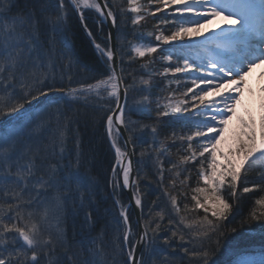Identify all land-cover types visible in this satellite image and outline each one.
<instances>
[{"label":"snow or ice","instance_id":"1","mask_svg":"<svg viewBox=\"0 0 264 264\" xmlns=\"http://www.w3.org/2000/svg\"><path fill=\"white\" fill-rule=\"evenodd\" d=\"M67 4L79 14L82 23L86 19V11L94 10L104 19L111 18L113 26L116 24V14L108 0H103V6L98 0H67ZM127 5L126 9H121V15L131 13L133 26L141 25L147 16H151L157 21L154 28L158 29L152 34L154 42L149 40L147 44L132 46L129 60L151 58L159 52L167 62L165 76L171 74L175 79L177 73L183 74L191 85H184L185 90L181 95L185 99L175 102L169 99L166 104L157 102L155 117L157 122L164 117L184 122L185 133L179 136L175 132L171 134L186 145L184 154L180 155L178 163L171 164V168L177 169L189 163L198 165L197 186L190 190L192 204L189 207L185 203L183 211L203 212V215H196L189 220L186 215H181L177 196L165 192L179 217V223L172 218L168 220L175 230L169 229L171 237L164 236L163 244L171 246V238L177 237L185 241L180 225L195 229L194 237L201 242L199 248L181 245L183 251L195 258L198 264H214L212 256L221 248V242L227 247L229 233L223 231L226 227L224 222L232 216L235 201L255 192L259 194L255 205L264 209V111L259 122L248 110L244 115L237 112L244 89L248 87L246 77L253 68L264 65V0H147L146 5L141 0H127ZM14 6L15 0H0V189L4 198L0 203V264H41L42 259L45 264H63L59 258L52 259L57 245L63 246L59 211L70 199L76 198L81 187L87 190V182L79 172L82 164L80 155L77 154L74 160L65 156L63 132L58 141L59 152L55 151V144L52 149L55 163L46 154L42 155V151L47 153V148L42 150L33 145V138L49 121L41 120L33 129H29L34 120L29 108L34 101L39 102L41 97L47 99L49 95L57 93L66 100H83L85 104L92 97L103 101L105 97L101 91L107 93L109 100L114 99L116 107L110 109L112 114L106 118L107 135L115 154L111 169L113 187H135V205L141 207L137 182L139 177L130 180L133 173L131 155L134 152L128 150V145L133 143V136L130 133L124 140L123 151L118 143L123 135L121 129L128 130L125 120L128 88L123 89L122 105L121 86L124 80L114 67L115 51L111 45L101 47L95 40L93 43L97 52L109 65L106 79L80 84L76 88L57 86L53 82L55 76L49 71L54 67L50 55L54 50V37L48 40L49 63L46 65L39 26L41 19L54 29L64 23L66 0H59L60 14L55 18L47 15L37 18L34 11L9 16ZM257 12L260 16L258 27L252 23V17ZM157 13L160 15L157 16ZM212 19L222 23L205 32V25ZM84 27L91 37L92 32L86 24ZM137 39L147 38L138 36ZM197 44L210 53L201 57V62L178 54ZM165 46L175 51L164 55L168 50ZM261 75L264 76V73ZM141 83L148 85L150 81L142 79ZM260 90L264 92V87ZM147 105L148 96L145 95L128 111L149 112ZM261 107L264 109V103ZM189 109L194 110L190 113L191 118L184 116ZM234 116L237 127L230 130L229 125ZM144 129H150L153 135L157 133L155 124L140 125V130ZM76 147L79 148L78 143ZM65 159L67 163L63 162ZM250 171H255L258 179L249 181L247 173ZM159 172L162 180V165ZM175 175L178 177L180 172L177 171ZM189 179L190 175L185 176L180 183L186 185ZM175 184L176 181L172 180L171 186L175 187ZM52 190L56 191V195L48 199ZM182 194L187 196V193ZM84 198L80 195L81 206ZM115 203L120 206V217L125 225L122 242L129 245L123 264H153L152 256L162 251L157 241L161 238L162 226L159 221L165 218L164 211L156 212L154 218L150 217L146 221L133 244L127 209L120 201ZM53 208L56 209L55 213ZM87 218H91V213ZM52 220L56 221L55 240L51 232H46L43 227ZM252 221L259 222L264 232V211L253 209L247 220L241 221V225ZM230 231L235 233L237 228ZM212 236H216L215 248L203 243ZM187 243H192V240ZM141 248L144 251H138ZM101 252L102 249H97L94 255H100ZM84 264L89 262L85 261ZM235 264L255 262L238 260ZM259 264H264V259Z\"/></svg>","mask_w":264,"mask_h":264},{"label":"trees","instance_id":"2","mask_svg":"<svg viewBox=\"0 0 264 264\" xmlns=\"http://www.w3.org/2000/svg\"><path fill=\"white\" fill-rule=\"evenodd\" d=\"M32 11L37 18L51 16L52 13L57 16L60 14L59 0H15V6L8 15L27 14ZM66 12V23H61L54 31H51L52 25L44 23L43 19L39 26L40 39L43 42L42 51L46 56L45 64L49 63L50 45L48 40L50 37H54L52 45L54 50L50 53L54 67L49 69L51 75L55 76L53 82L57 86L76 88L80 84L95 83L96 80L106 79L108 62L97 52L95 45L85 32L77 12L67 4V0ZM92 14L91 10L86 11L85 24L102 47H106L109 45L107 29L102 23L100 15L93 16ZM131 16V13L116 14L122 69L128 88L125 120L128 123L129 134L131 133L133 136L140 188L144 199L145 223L150 217L154 218L156 212L163 210L165 214V218L159 221L162 230L161 238L157 241V246L162 251L155 253L152 256V261L153 264H198V261L186 254L181 247V245H185L189 248H199L201 242L194 237L195 229H187L180 225V230L185 235V241H180L177 237L171 238V246L163 244L164 236L171 237L169 229L175 230L174 225L168 224V220L172 218L177 224L179 223V217L172 209L169 195H165V192L177 196V202L182 209L181 215H186L189 220L196 215H203V212L197 214L183 211L185 203L189 204V207L192 204L190 190L197 186L198 165L189 163L180 165L177 169L171 168L172 163H178L179 157L184 154L183 149L186 147L182 141L174 139L171 134L175 132L179 136L185 133L186 129L183 128V121H176L171 117H164L157 122L155 108L157 102L165 104L173 97L172 87L175 85L170 84L165 78L162 68L164 62L159 52L151 58L129 60L133 42L140 40L137 37L143 36L147 38L144 39L145 41L154 42L152 34L158 31L154 28L157 21L151 16H147L140 26L132 25ZM63 52L66 54L64 55ZM142 79L149 80L150 83L144 85L141 83ZM139 84L143 88V91L140 90L139 93L144 96L149 94L147 105L150 109L149 112L128 111L134 98L132 96L137 92L135 89ZM101 95L105 97L103 101H100L98 97H92L87 104L83 100L79 102L66 100L60 94L41 100L38 104V122L44 120L49 123L40 130L38 136L33 138L32 143L42 150L47 148V153L42 151V155L46 154L51 162L55 163L52 149L55 144V151L59 152L58 141L61 139L60 133L63 132L65 156H70L74 160L79 154L82 160L79 172L86 178L87 190L85 191L81 187L76 198L70 199L71 204H68V201L59 211L61 218L64 212V222L62 223L65 227L67 240L63 250L68 254L67 260L71 258V255L74 258L73 262L78 259V262L88 260L91 251L95 249V239L100 237L102 240L103 237L104 241L100 243L99 249L103 248L107 253L112 252L115 247L119 256V264H123L126 259V248L122 242L125 225L120 217V206L115 202L120 201V204L126 208L128 197L122 187H113L111 169L115 163V154L111 148L106 125L107 115L112 113L110 109H114L116 104L114 99H108L106 92L101 91ZM153 124L157 127L155 135L151 133L150 129L143 131L139 129L140 125ZM77 143L79 148L76 147ZM118 143L123 146L121 139ZM142 153L143 155H141ZM63 162L67 163V159ZM44 163L47 164L48 161L45 160ZM161 165L163 167L162 180L159 172ZM177 171L180 172L178 177L175 175ZM189 175L190 179L186 185H182L180 182ZM247 178L249 181L256 180L258 179L257 173L250 171L247 173ZM172 180L176 181L175 187L171 186ZM182 193H187V196ZM55 195L56 191L52 190L48 199ZM80 195L85 197L82 206ZM256 198H259V194L254 192L245 194L243 198L235 201L232 216L224 222L226 227L223 228V231L229 233L227 247L223 246L224 242L222 241L221 248L215 251L212 256L214 264H230L239 257L236 255L245 251L247 247L252 250L251 246H262L264 252V232L261 231L259 222L252 221L241 225V221L247 220L253 209L257 212L264 211L255 205ZM89 213H91L90 219L87 218ZM128 215L131 230L137 229L131 208L128 210ZM152 226L154 227L155 224ZM232 228H237V232L232 233L230 231ZM248 229L251 231H247ZM190 239L192 243H187ZM215 239L216 236H212L211 239L204 240L203 243L215 248ZM145 256L147 258V253ZM113 259V256L110 255L108 264Z\"/></svg>","mask_w":264,"mask_h":264},{"label":"rangeland","instance_id":"3","mask_svg":"<svg viewBox=\"0 0 264 264\" xmlns=\"http://www.w3.org/2000/svg\"><path fill=\"white\" fill-rule=\"evenodd\" d=\"M126 1L127 0H109V5L112 7V11L115 14H117V13L121 14V9L122 8L126 9L128 7L126 5ZM141 3L146 5L147 0H141ZM91 11L93 12V14H92L93 16L95 14H98L94 10H91ZM50 15L53 18L56 17L55 13H52ZM159 15H160V13H157V16H159ZM65 23H66V20H65ZM122 23L124 24V22H122ZM218 23H222V21H218L217 19H212L208 24L205 25V29H204L205 32H208L209 29H215L216 25ZM252 23H253V25H255L257 27L259 26L260 16H259L258 12L252 17ZM55 29H57V28H55ZM55 29L52 26L51 31H54ZM208 34L211 35V33H208ZM141 43L147 44L148 41H145V40L135 41V42H133V45H139ZM165 48H168V46H165ZM173 51H175V49L169 48L164 53V55H167L169 52H173ZM63 53H64V55L66 54V52H63ZM178 54H181L184 56H190L192 59L197 60V62L199 63V62H201V60H200L201 57H205V56L209 55L210 53L201 44H197V45L193 46L191 49L186 48L182 53H178ZM45 59H46V56H45ZM45 59H44V62H45ZM68 61H69V65H70L69 58H68ZM163 62H164V66L162 68H163V73H164L165 66H166L167 62L164 60H163ZM67 67H68V65H67ZM261 73H264V65H258L257 67L253 68L252 71L249 73V75L246 77V82H247L248 87H246L244 89L243 96L241 97V103L237 107L238 114L244 115L245 111L248 110L256 118L257 122H259L260 115H261L262 111H264V109H262V107H261L262 103H264V92H261V90H260L261 87H264V76H262ZM165 78L167 79V81L170 84L175 85L174 87H172V91H173L174 95L172 93L173 97H171V101L175 102L176 100H179V99H185L186 97H183L181 95V93L185 90L184 85L187 84L188 86H191L189 79L180 73L176 74L175 79L171 76V74H168L167 77L165 76ZM140 90L143 91L141 84H139L137 86V89H135V91H137V92L135 93V95L133 94L134 96H132V97H134L132 100V102H134V103L131 102L130 109L135 107L137 105V101H141L142 98L144 97L143 94L139 93ZM148 93H150V91H148ZM52 96H54V95H49L47 98H50ZM148 96H149V94H148ZM43 99L45 100L44 97H41L39 102ZM39 102L34 101L29 108V110L32 109L31 111L34 114L33 125H29V129H33L35 127V124L38 123V104H39ZM168 102L169 101H167L166 103H168ZM26 107H29V106L26 105ZM100 109H101V107H100ZM104 110H105V108H104ZM193 112H194V110L189 109V112L184 113V115L186 117L191 118L190 113H193ZM136 121L138 122L137 119H136ZM236 127H237V120H236V117L234 116L232 121L230 122L229 128L231 130V129L236 128ZM139 129H140V126H139ZM35 136H38V133ZM123 150H125V149L122 146V151ZM3 199L4 198L2 197V189H0V203L3 202ZM68 204H71L70 200H69ZM40 210L42 211L43 209L41 208ZM53 212H56L55 208H53ZM60 216L61 215L59 213V217ZM63 217H64V212L62 214V218L60 217V220H61L60 228L62 230L63 246L57 245L55 255L52 257V259L56 260L57 258H59L63 261V264H76L79 261V259L76 262H73L74 258H72V255H71V258L69 260H67L68 254L66 251L63 250L64 245H65L66 240H67L65 227L62 223V222H64ZM55 224H56V221L52 220L50 224L46 223L43 225L46 232H51L54 240L56 239ZM136 235H137V229L135 228L132 230L131 235H130V238L132 239L133 243L135 242ZM102 241H104L103 237H102V240L100 237L95 239V249L91 251L90 257L88 258V260H85V261L89 262V264H108L107 261L109 260V257L111 255V256H113L114 259L112 261H110L109 263L110 264H119V260H118L119 256H118V253H116L115 247H113L112 252H107V253L104 251L103 248H100V249H102L101 254L100 255H94L95 251L97 249H99L100 243ZM113 241H114V239H113ZM251 249L252 250H250V248L247 247V249L245 251H242L240 254H237L236 256H239V257H237L235 259V261H232V263H230V264H235V262L238 260H240V261H252L255 263H259L262 259H264V252L262 250V246H251ZM232 256L234 257V253L232 254ZM65 260H67V261H65ZM85 261L80 260V262L78 264H84ZM41 264H45V261L43 259L41 260Z\"/></svg>","mask_w":264,"mask_h":264},{"label":"water","instance_id":"4","mask_svg":"<svg viewBox=\"0 0 264 264\" xmlns=\"http://www.w3.org/2000/svg\"><path fill=\"white\" fill-rule=\"evenodd\" d=\"M98 2H100L103 6V0H98ZM105 11H107V10L105 9ZM103 20H104V23L108 29L110 45L115 51L114 67L116 68L117 73L122 76L121 61H120V54H119V50H118V40H117V24H115V26H113V24L111 22V18H108V19L103 18ZM83 25H84V22H83ZM90 39L92 40V42H93V40H95L92 36L90 37ZM95 43H97V42L95 41ZM124 87H125V83H123V85L121 86V97H122L121 103H122V105H123V89H124ZM121 132L123 133L121 138L124 142V140L128 137L129 133H128V130H125L123 128L121 129ZM128 150L134 152V154L131 155L133 173L130 176V180H135L138 176V173H137V168H136V159H135V151H134L133 144L128 145ZM137 182L139 184V181H137ZM124 190H125L126 194L128 195V198H129V205L128 206H131L133 208V211H134L135 221H136V225H137V238H136V241H137L138 233L142 232L144 227H145L142 193L140 191V186H139V193L138 194H139V197L142 201V206L137 207L135 205V197L133 196V193L136 192V188L130 187V188L124 189ZM136 241H135V243H136ZM126 247L128 250V248H129L128 245H126ZM138 251H143V249L142 248L138 249Z\"/></svg>","mask_w":264,"mask_h":264}]
</instances>
